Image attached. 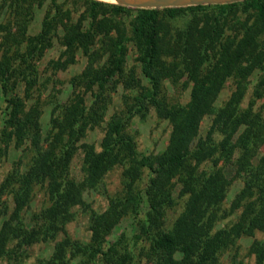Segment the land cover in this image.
I'll use <instances>...</instances> for the list:
<instances>
[{
    "label": "trees",
    "instance_id": "trees-1",
    "mask_svg": "<svg viewBox=\"0 0 264 264\" xmlns=\"http://www.w3.org/2000/svg\"><path fill=\"white\" fill-rule=\"evenodd\" d=\"M37 11L43 13L40 28L30 35ZM54 40L62 47L60 59L51 62L54 67L74 64L77 54L84 58L81 74L71 83H83L86 91L54 110L43 137L38 106L26 109L23 100L42 85L36 63ZM130 51L136 54L134 67H128ZM137 69L146 85L136 79ZM253 72L259 76L253 96L264 98V0L171 8L100 0H0V151L26 143L31 152L27 167L14 168L0 183V197L11 194L14 204L0 224V264H26L27 249L64 232L72 208L83 204V193L96 190L115 167L123 169L122 188L108 198L105 210L90 212L88 242L65 237L49 259L34 264H129L132 249L122 245V236L106 240L129 217L138 228L134 238L148 244L152 264H218L240 237L264 233V153L253 163L264 144V117L253 110V102L242 106V79ZM182 78L191 84L184 105L169 101L164 85ZM229 78L236 87L216 106ZM119 85L129 91L130 102L107 121L96 150L81 140L88 128L101 124L108 89ZM150 108L171 126L168 146L159 155L140 154L125 133L131 120L144 119ZM206 115L212 119L201 138L199 125ZM79 149L83 178L77 182L70 166ZM229 165L244 175V184L225 209ZM174 179L185 203L167 227V209L175 204ZM37 186L44 188L47 205L25 217ZM236 212L230 227L218 225ZM251 251L255 264H264L263 246L257 242Z\"/></svg>",
    "mask_w": 264,
    "mask_h": 264
},
{
    "label": "rangeland",
    "instance_id": "rangeland-1",
    "mask_svg": "<svg viewBox=\"0 0 264 264\" xmlns=\"http://www.w3.org/2000/svg\"><path fill=\"white\" fill-rule=\"evenodd\" d=\"M107 3L125 4V0H100ZM127 2L138 4L136 0H126ZM130 6V5H128ZM214 14L217 10L211 9ZM42 11H37L33 22L29 26L28 33L34 35L39 31L40 21L42 19ZM243 18V16H240ZM127 22V20H125ZM179 26L183 25V22L179 21ZM62 47L54 40L53 45L49 48L43 57L37 61V75L42 85L37 84L30 92V97L24 99L26 109H29L33 105H37L40 110V125L43 137L47 135L51 128L50 119L54 110L59 106H64L75 97L76 94H85V88L83 83H71L72 79L81 74L85 60L80 54L76 56V62L68 65L65 69H58L54 67L51 62H55L60 59V53ZM136 54L130 51L128 57V67H134V58ZM136 79L140 85H146V80L141 76L138 69L136 70ZM259 76L257 72H253L251 75L242 79V84L246 88L243 107H247L250 102H253V110L259 112L264 117V98L255 99L253 96L254 88L257 85ZM185 78H182L179 83L173 84L169 81L165 82V89L167 91L168 100L171 102H178L182 105L189 101V94L191 84L186 85ZM73 82V81H72ZM236 87L235 79L229 78L225 82L223 88L218 93L214 104L216 106H222L231 96ZM110 94V101L108 103V109L106 116L99 126L88 128L86 134L81 142L92 145L96 150H99V144L104 135V129L107 121L110 117L120 110H123L126 103L130 102V93L124 89L122 85L115 88L108 89ZM20 95L23 96V89L20 88ZM87 102L90 100V93L86 95ZM255 99V100H254ZM4 105L0 101V116ZM58 112V111H57ZM212 117L209 115L204 116L199 125V137L204 138ZM1 129V128H0ZM171 132L170 124L162 119H159L153 108H150L146 117L140 119L135 117L129 123L125 133L131 136L137 147V151L142 155H159L163 153L169 143V137ZM3 144L0 143V149L3 148ZM0 183L4 177L12 171L14 168L19 167L25 169L31 160V152L29 146L25 143L21 147L16 148L13 143L5 151H0ZM264 153V144H262L253 160L256 164L258 158ZM83 154L79 149L71 162L70 177L75 181H80L83 178L82 171ZM122 168L115 167L110 170L102 182L99 184L96 190H88L83 193V204L72 208L73 218L65 226V230L62 233H58L53 241L39 242L32 245L26 250V255L23 260L26 264H34L38 260H47L53 253V248L56 242L68 237L72 241H79L86 244L89 240V216L90 212H102L105 210L108 198L114 196L120 192L122 188L121 173ZM224 173L229 181L228 189L226 192V199L223 204V208L229 209L232 199L243 187L244 175L236 174L234 167L229 165L225 167ZM146 181V177L143 179V183ZM174 183L173 193L175 197V204L167 209L165 216V225L169 227L177 216L181 213L185 203V197H179V186ZM32 199L29 204V209L26 210V214L23 216L29 217L33 212H38L42 207L47 205V196H45V190L42 187H35L33 191ZM11 194H2L0 197V224L5 218H9L14 204ZM239 212L233 215H228L223 218L218 225L223 228H228L238 218ZM135 219L133 217L122 219L112 232L106 237L108 242L117 241L120 236L123 246H129L132 249L133 260L129 264H152V259L147 254L148 244L143 238L135 239L138 236V228H136ZM260 243L264 249V233L257 230L251 236L240 237L236 245L225 252H223L219 258L218 264H255L256 257L252 253V246L256 243ZM77 259H75L74 263ZM2 264H6L3 261Z\"/></svg>",
    "mask_w": 264,
    "mask_h": 264
},
{
    "label": "water",
    "instance_id": "water-1",
    "mask_svg": "<svg viewBox=\"0 0 264 264\" xmlns=\"http://www.w3.org/2000/svg\"><path fill=\"white\" fill-rule=\"evenodd\" d=\"M138 4H133L125 0V4L130 6L151 7V8H171V7H187L198 5H217L243 0H136Z\"/></svg>",
    "mask_w": 264,
    "mask_h": 264
}]
</instances>
